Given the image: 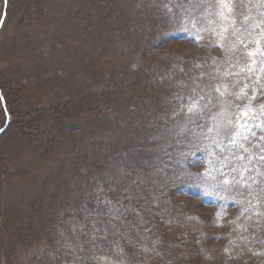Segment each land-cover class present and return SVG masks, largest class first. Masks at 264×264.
Segmentation results:
<instances>
[{"label":"rangeland","instance_id":"374dc122","mask_svg":"<svg viewBox=\"0 0 264 264\" xmlns=\"http://www.w3.org/2000/svg\"><path fill=\"white\" fill-rule=\"evenodd\" d=\"M219 1L140 0L135 26L127 29L134 0H0V264H149L161 255L155 230L145 223L133 200V192L141 191L142 181L148 179L139 164L152 153L131 148L120 159L114 158L110 171L101 173L83 171L81 162H76L80 153L73 146L67 162L66 153L55 165L36 162L39 153L30 150L31 144H39L35 125L49 113L40 115L34 108L50 110L74 95L105 88L118 93L140 82L191 78L194 88L164 94L156 110L137 116L126 138L131 142L147 132L153 139H181L185 127L196 122L222 92L218 84L206 81L205 66L224 56L227 46L221 40L201 46L193 36ZM249 2L233 0L232 22L246 19ZM260 48L255 59L261 57ZM97 60L109 64L104 67ZM18 130L31 134L12 137ZM235 136L252 155L249 161L254 158L247 166L243 163L236 182L264 184V108L242 111ZM164 149L156 147L161 153ZM180 199L185 211L210 223L209 207L197 199ZM52 200L57 226L44 222L52 215L48 212ZM202 225L206 223L199 226L204 233L209 230ZM40 229L52 236L57 232L55 239ZM209 231L198 244L199 253L183 264H262L258 250L256 255L243 254L224 245L226 239L218 230ZM250 232L244 237L249 253L252 246L263 243ZM176 239L183 244L176 250L168 246V253L164 250L169 264H182L177 251L192 245L184 235Z\"/></svg>","mask_w":264,"mask_h":264},{"label":"trees","instance_id":"16d2710c","mask_svg":"<svg viewBox=\"0 0 264 264\" xmlns=\"http://www.w3.org/2000/svg\"><path fill=\"white\" fill-rule=\"evenodd\" d=\"M134 1L131 8L133 19H126L127 29L133 28L139 17L136 18L135 13L140 0ZM220 1L193 36L201 46L219 40L223 41V46H227L224 56H218L213 61L214 64L205 66L206 81L218 84L222 92L215 96L211 106L201 112L198 118L201 119L200 123L197 120L185 127L181 139L170 142L161 139L162 136L153 139L149 138L146 132L143 138L139 135L134 141L126 140L129 127H134V121L140 113L156 110L157 102L167 92H184L194 88L195 82L191 78L175 77L169 81L140 82L132 84L130 89L120 90L119 92H122H118L119 94L111 92L112 88H105L90 94L79 93L74 95L72 100L63 101L59 106L53 105L55 107L50 110L45 107L34 108L40 115L49 113L35 125L40 131L36 130L37 135L35 134L39 144H31L30 150L39 153L36 162L47 160L49 164L55 165L64 153L67 162L70 160L71 150L77 148L80 158L78 161L76 159V162H81V168L84 169L82 170L100 172L107 171L104 169L110 171V164L123 157L131 148L140 152L142 148L145 154L152 153L149 158L143 157L148 160L139 164L142 176L148 177L149 180L146 178L142 181L139 189L141 191L133 192L134 205L141 208L145 223L155 230L153 234L159 238L162 249L161 255L152 257L149 264H169L164 250L168 253V246L171 245L176 250L182 245L183 242L177 243L176 238L179 235H184L185 240L192 244L177 251V255L182 257L180 263L188 262V257L199 253L198 244L209 236L210 228L220 232L226 239L224 245L229 248L247 255H256L258 250L264 264V184L253 187L247 182H236L243 163H247V166L254 158L249 161L252 155L246 153L244 142L235 136L242 111H259L264 108V0H251L249 14L244 21L238 23L232 22L230 18L235 12L233 0ZM259 46L263 47L260 48L263 52L260 58L255 59V50L257 51ZM107 55L103 53L102 56ZM96 62L104 67L109 64V61L105 60ZM6 115H10V112ZM221 121L224 122L222 125ZM3 131L6 132L7 127ZM28 133L30 132L18 130L12 137L21 139ZM156 143L166 151H157ZM104 156L106 160H103ZM101 161L109 165L104 168L106 165ZM14 179L15 177H12L10 181ZM181 197L197 199L200 204L209 207L212 210V216L208 218L210 223L200 215L185 211L187 207L182 206ZM52 201L48 206V212L52 215L48 218L45 215L44 222L57 226V206L56 202ZM158 202L161 207L157 206ZM7 212L9 217L10 211ZM2 215H5V212ZM203 223L206 225L202 227L209 229L205 233L199 227ZM251 230L252 236H255L253 239L258 237L263 243L261 241V245L252 246L249 253L250 246L244 237L250 235ZM39 232L47 233L50 240L55 239L57 234L56 232L54 237L45 230L40 229ZM13 248L11 251L15 252L16 249ZM10 249L12 246L9 242L8 251Z\"/></svg>","mask_w":264,"mask_h":264},{"label":"water","instance_id":"95a60500","mask_svg":"<svg viewBox=\"0 0 264 264\" xmlns=\"http://www.w3.org/2000/svg\"><path fill=\"white\" fill-rule=\"evenodd\" d=\"M2 24V23H1ZM1 24H0V26H1ZM2 131V130H1Z\"/></svg>","mask_w":264,"mask_h":264}]
</instances>
